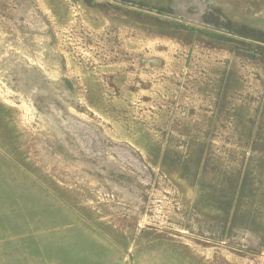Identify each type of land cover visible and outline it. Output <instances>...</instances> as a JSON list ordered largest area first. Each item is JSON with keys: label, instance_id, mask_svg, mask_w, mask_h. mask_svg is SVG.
Listing matches in <instances>:
<instances>
[{"label": "rangeland", "instance_id": "374dc122", "mask_svg": "<svg viewBox=\"0 0 264 264\" xmlns=\"http://www.w3.org/2000/svg\"><path fill=\"white\" fill-rule=\"evenodd\" d=\"M23 264H264V0H0V219Z\"/></svg>", "mask_w": 264, "mask_h": 264}, {"label": "crops", "instance_id": "0c3cea01", "mask_svg": "<svg viewBox=\"0 0 264 264\" xmlns=\"http://www.w3.org/2000/svg\"><path fill=\"white\" fill-rule=\"evenodd\" d=\"M0 264H23L22 221L16 212L0 219Z\"/></svg>", "mask_w": 264, "mask_h": 264}]
</instances>
